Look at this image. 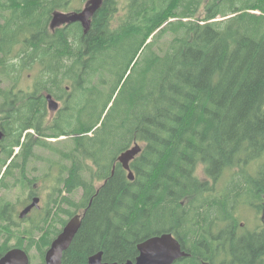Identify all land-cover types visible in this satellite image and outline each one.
<instances>
[{
	"label": "trees",
	"instance_id": "obj_1",
	"mask_svg": "<svg viewBox=\"0 0 264 264\" xmlns=\"http://www.w3.org/2000/svg\"><path fill=\"white\" fill-rule=\"evenodd\" d=\"M71 1L0 0V190L19 185L8 181L30 156L4 167L25 129L80 134L69 138L76 153L40 137L25 143L71 162L69 191L81 166L87 212L62 264H87L100 250L109 264L134 260L141 241L164 232L189 253L174 264H264V224L251 230L239 217L251 207L264 223V0H104L88 33L79 22L52 29L53 12ZM25 75L53 94L73 87L51 124L43 102L13 104ZM135 143L143 149L130 180L118 156ZM1 208L0 257L14 246L30 254L33 242L10 245L18 225L11 205ZM47 232L36 239L38 264L58 230Z\"/></svg>",
	"mask_w": 264,
	"mask_h": 264
},
{
	"label": "water",
	"instance_id": "obj_2",
	"mask_svg": "<svg viewBox=\"0 0 264 264\" xmlns=\"http://www.w3.org/2000/svg\"><path fill=\"white\" fill-rule=\"evenodd\" d=\"M103 2L104 0H87L85 6L79 10L68 12L56 10L52 14L50 27L55 29L56 27L79 22L83 27L84 33H88L91 29L92 19L101 8ZM47 98L49 109L52 112L57 111L60 107L59 102L52 95H48ZM4 137L5 132L0 129V149ZM142 149L141 144L135 143L118 156V161L128 172L130 180L135 179L131 162L141 153ZM39 202L40 198L35 197L33 202L21 212L20 217H25L33 207H39ZM84 214H81V218L77 215L68 221L61 233L47 249L43 264H62L64 251L69 248L82 226ZM137 247L139 254L134 260L116 261L111 264H174L177 260L189 255L172 232H164L148 237L141 241ZM0 264H31L30 254L23 248H12L0 257ZM88 264L109 263L104 261V252L100 250L89 257Z\"/></svg>",
	"mask_w": 264,
	"mask_h": 264
},
{
	"label": "rangeland",
	"instance_id": "obj_3",
	"mask_svg": "<svg viewBox=\"0 0 264 264\" xmlns=\"http://www.w3.org/2000/svg\"><path fill=\"white\" fill-rule=\"evenodd\" d=\"M87 0H72L71 4L69 6L68 10L64 9H56V10H61V11H74L77 9H81L85 6ZM55 10V11H56ZM203 14V10L199 13L198 16H201ZM220 19V18H219ZM51 23V22H50ZM34 79L31 77H25L19 84L18 88L19 89H26L29 85H33ZM5 86V85H2ZM108 90H104V94L101 95L100 100L96 104V108L100 109L107 94ZM102 124V122H101ZM99 124V125H101ZM42 138V137H40ZM44 139V138H42ZM45 140V139H44ZM48 142L53 144L54 146L60 148V149H66L68 148L73 149L72 147V140L69 138H60V139H47ZM37 150V155L36 158L32 160V162H28L26 165L24 172L20 170H15V177L10 179L8 182H10L11 186L13 182H16V179L19 180V185H15L11 188L8 189H1L0 190V199L1 201L6 203H10L11 207L13 209V213L16 215L15 219L19 221L17 214L20 212V210L24 207L25 203L27 202V194L30 192L29 189H32V186L34 183L38 184V191L40 192V195L42 197V205L46 204L47 201L49 202L53 197L49 193L52 189L53 186H55V182L58 184L57 179L55 177V174L57 172V166H62L64 167V170H66V166H71V162L68 159H64L63 156H61L58 152L52 151L48 148H45L43 146L37 145L36 146ZM3 160H5V155L2 154L0 156ZM90 165H93L92 162H89ZM2 167H0L1 169ZM4 171V168L2 172ZM197 174L199 177L202 179L205 178V167L203 165H200L197 170ZM95 186H100L98 181L95 182ZM76 201V199H74ZM84 202V196H83V191L81 190V210L84 208L82 205ZM13 204V205H12ZM78 206H72L71 210L72 212H75ZM57 210L54 207V212ZM38 216V215H37ZM41 216V214H40ZM240 221L241 223H244V226L248 229H257L262 227L263 221H262V214L261 212H258L256 209L251 208V207H242L241 212L239 214ZM59 218H64V219H69L68 215L62 214V215H57V213L51 217V219L47 222L46 224V230L38 231L37 232V239L39 240L40 237L44 235H50L47 232V229L50 230H58L61 228L60 224V219ZM54 220H58L55 222ZM39 222V221H38ZM27 228L26 224H22L19 227L14 228L13 231H11L9 234L11 235L9 237V243L10 245H15L18 243L24 244L27 242L26 240L29 239L27 236L26 238L22 235V232H24ZM17 232V235H16ZM27 235V234H26ZM52 235V234H51ZM21 237V238H20ZM4 240V239H3ZM2 240V241H3ZM30 256L32 260V264H38L40 260V252L39 250L34 247L30 250Z\"/></svg>",
	"mask_w": 264,
	"mask_h": 264
},
{
	"label": "flooded vegetation",
	"instance_id": "obj_4",
	"mask_svg": "<svg viewBox=\"0 0 264 264\" xmlns=\"http://www.w3.org/2000/svg\"><path fill=\"white\" fill-rule=\"evenodd\" d=\"M38 89L41 90L39 93H37V91H35V90H38ZM21 90H22V92L18 95L19 99L14 101L13 104L17 108L22 109V108L30 105L29 100H27L28 98H34V99L38 100L39 103L43 102V104L46 105V115H45L43 120H44V122L47 125L51 124L52 122H54L56 120L57 114L59 113V111L63 107H65L68 104V102H70V100H71V98L73 96V87L71 85H65L64 86V91H62V93H60V94H58V93L57 94L50 93L47 90L41 89V87H38L36 85H29L26 89L22 88ZM28 93L30 95H28ZM48 95H52V97L56 101L59 102L60 107H59V109L57 111L52 112L49 109L48 98H47ZM28 96H30V97H28ZM18 114H22V110H18ZM35 114H37L36 111H35ZM34 117H35V115H34ZM34 117L30 118V120L28 121L29 124H35ZM2 120L3 119H0V129H2L5 132V136H6V129L2 126ZM76 135H80V134L61 135L59 137H44V136L41 135L40 131L36 130L35 127L30 126L27 129H25V131L23 133V138L21 139V144L15 147V150H14L12 156L7 160L6 166L4 168H6L11 163V161L14 158H16L17 156H20V155H24V154L29 155L30 158L28 159L27 162H32V160L36 158V155H37L36 146H37V144L34 143L32 148H29V149L25 148V143L27 142V139L29 138V136H31L32 139H36V138H39V137H42V138H45V139H60V138H71V136H76ZM4 139H5V137H4ZM3 140L1 142L0 156L2 154L6 155V151L2 147ZM73 152L76 153L78 151L75 150V149H71V150H69V149L66 150L65 149L64 150V154L65 153L66 154L73 153ZM1 160H3V159L0 157V161ZM27 162L23 163L24 167H26ZM68 167H72V166H68ZM79 169H80V172L77 175L78 176V181H77L76 184H75V181H73V184H75V186L73 185L72 190L69 191L70 188H69V183L67 182V179L71 175L66 170H64V167L57 166V172L55 174V177L57 179L58 184L55 182L56 185L52 187V189H51V191L49 193L50 195L52 194L51 196L54 195V197L49 202L47 201V203L44 204V205H42V197L40 195V192L38 191V184L34 183L33 186H32V189H29L30 192L27 194V199H26L27 202L25 203L24 207L20 210V212L17 214V217L19 218L18 219L19 221H17L15 219L16 215L13 213V209L11 207V213H12V216L14 218L13 222L15 224H17L18 227L21 226L22 224H26L27 227H29L30 230H31V234H30L29 239L26 240L27 242H25L23 244L24 247H26L28 244H31L32 242H33V245L31 247V249L36 247V239H37L36 227H37V224H38V221H39V218H40V214H42L43 212H45L47 215H49L50 219L56 213H60V214H58V216L62 215V214H65V215L69 216V219L59 218L60 219L59 221H60V224H61V228L58 229V233L54 235V238L51 241V243L61 233V231L63 230V228L66 226V224L68 223V221L71 218H73V217H75L77 215H79L80 218H81V214L82 215L84 213L86 214V212H87V208L86 207H84L81 210V166L79 167ZM104 182L103 181H98V183L100 185H102ZM97 187L99 188V186H97ZM35 197H39L40 198L39 207L38 206L33 207L30 210V212L25 217L21 218L20 217L21 212L33 202V199ZM74 199H76V201ZM69 203L74 204L73 206H75V205L78 206V208L76 209L75 212H72V210H71L72 206H69ZM8 204H10V203H8ZM0 205H1V207H3V208H1V210L4 211V207H5L6 204H5V202L1 201V199H0ZM54 207H55V209L57 211L53 214ZM70 212H72L73 214L69 215ZM85 214H84V217H85ZM49 218H48V221L50 220ZM63 220L64 221L66 220L65 224H62ZM242 226H244V223H242ZM23 236L25 238L27 237L26 234H24ZM73 241H72V243H73ZM50 245H49V247H50ZM70 246H69V248H70ZM16 247L17 246H14L12 248H16ZM12 248H10V249H12ZM18 248H21V247H18ZM66 251H64V253ZM93 254H91V255H93ZM91 255H89V257ZM63 257H64V255H63ZM89 257H88V260H89ZM87 264H88V262H87Z\"/></svg>",
	"mask_w": 264,
	"mask_h": 264
},
{
	"label": "bare ground",
	"instance_id": "obj_5",
	"mask_svg": "<svg viewBox=\"0 0 264 264\" xmlns=\"http://www.w3.org/2000/svg\"><path fill=\"white\" fill-rule=\"evenodd\" d=\"M85 187V186H84ZM87 205V204H86Z\"/></svg>",
	"mask_w": 264,
	"mask_h": 264
}]
</instances>
